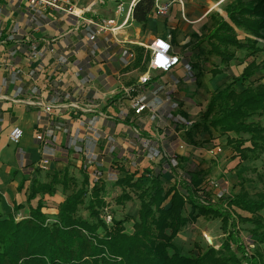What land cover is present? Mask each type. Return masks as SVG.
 Listing matches in <instances>:
<instances>
[{"label":"crops","instance_id":"obj_1","mask_svg":"<svg viewBox=\"0 0 264 264\" xmlns=\"http://www.w3.org/2000/svg\"><path fill=\"white\" fill-rule=\"evenodd\" d=\"M70 1L72 15L27 0H0V197L11 201L6 213L23 204L30 173L40 168L42 159L48 164L40 168V182L47 183L54 172L77 173L83 167L89 180L105 186L107 195L110 190L119 193L113 184L127 173L138 177L152 169L175 177L184 169L196 171L191 166L202 148L188 144L182 133L195 121L198 108L204 111L210 93L237 77L249 61H242L238 53L228 65L220 59L200 63L205 69L200 81L183 67L196 61L192 34L199 33L213 13L226 18L223 8L232 0H181L182 5L164 0V13L154 6L144 28L132 18L138 0ZM168 36L181 64L168 73L148 71L146 46ZM258 42L263 51L252 57L256 63L264 62V41ZM210 63L221 66V73L212 78ZM144 74L149 80L141 83ZM252 80L264 83V72ZM135 99L147 107L138 115L132 107ZM13 127L23 132L16 145L8 139ZM37 134L46 146L35 139ZM223 138L198 135L207 141L202 144L205 154L214 145L230 154ZM172 155L178 157L175 165ZM197 169L208 171L209 166ZM58 188L53 196L44 195L55 198L56 207L64 199Z\"/></svg>","mask_w":264,"mask_h":264},{"label":"trees","instance_id":"obj_2","mask_svg":"<svg viewBox=\"0 0 264 264\" xmlns=\"http://www.w3.org/2000/svg\"><path fill=\"white\" fill-rule=\"evenodd\" d=\"M154 6L155 0H138L132 8L133 21L144 28ZM223 11L226 18L213 13L201 31L192 34L197 55L191 69L200 81L205 73L200 63L220 59L228 65L238 53L242 61H249L237 77L210 93L184 138L199 146L207 142L198 139L200 133H207L210 140L224 136L239 161H255L264 153V83L252 77L264 72V62L256 63L252 57L263 51L258 41H264V0H232ZM210 65L212 77L221 73V66ZM40 173L39 167L30 173L26 201L30 204L40 197L35 206L29 205L28 214L17 219L23 207L14 205L0 216V264H264V164L262 173H257L261 186L257 192L241 184L229 196L204 189L208 171L184 169L168 188L161 171L145 169L138 177L127 173L113 184L119 189L113 201L122 206L137 200V215L112 218L110 224L102 217L108 204L105 186L90 185L83 167L80 179L63 169L43 183ZM22 187L23 183L19 190ZM58 187L64 199L49 220L41 211L42 196H53ZM200 217L218 220L225 239L217 249L206 242L196 255L184 254L174 240ZM128 221H132L130 232L124 226ZM238 224L246 225L250 251L238 241ZM232 244L236 246L231 248Z\"/></svg>","mask_w":264,"mask_h":264},{"label":"rangeland","instance_id":"obj_3","mask_svg":"<svg viewBox=\"0 0 264 264\" xmlns=\"http://www.w3.org/2000/svg\"><path fill=\"white\" fill-rule=\"evenodd\" d=\"M155 4L159 6H167L168 4L164 2V0L161 2H157L155 0ZM156 11V10H155ZM206 69H209V66L206 67ZM205 70V69H204ZM196 71L191 69V75L194 77ZM211 77V75H210ZM212 78V77H211ZM230 81V80H229ZM208 100V99H207ZM199 105H197V108ZM199 108L197 110V114L194 117L195 121L200 115ZM199 112V113H198ZM182 137L184 138V133H182ZM220 139V137H218ZM223 141L226 143V138H223ZM201 143L199 146L202 149H198L197 153L194 155L196 163H194V166H191V169H195L196 171L198 170L200 165H208L209 170H208V176L204 180V185L207 180H212L217 184L216 188H211V190L214 191V195H219L220 193H224L225 196H229L231 194H234L237 192V188L242 184L245 186V188L251 192L255 193L259 190L260 182L257 178V173H262V165L264 164V157L261 159L259 158L258 160L255 161H239L236 156L231 152L228 155H224L223 152L219 153V156H217L215 159L212 160L211 156L207 157V151L210 149L207 148L206 154H205V147ZM219 144V143H217ZM227 146V145H226ZM222 150V149H221ZM223 151V150H222ZM183 167H187L186 165H183ZM190 167V166H189ZM72 175H75L78 179H80L79 173L75 172L74 170L71 171ZM167 175V174H166ZM182 177V173L179 174ZM91 181V180H90ZM94 180L90 182V185ZM147 180H144L143 183H146ZM163 182H164V187L168 188L170 187L174 182H175V177L172 175H168L164 177L163 175ZM60 190V188H58ZM58 190V191H59ZM115 190V189H114ZM64 197V193L62 194ZM117 196L115 192L110 190L107 195V200L106 202L107 207H106V213H108L112 218L116 219H122L126 216L129 217H136L137 215V210H138V202L137 200H134L133 202H127L126 204L122 206H118L114 203V197ZM38 197H40L38 195ZM33 199L30 201V204L27 203L26 201V195L25 197H22V205L23 208L36 205V201L38 199ZM11 199V198H10ZM46 199V200H45ZM11 201L9 200V197L7 196H2L0 197V206H5L6 210L3 212L0 210V216L6 215V211L9 210V208L6 206L8 203ZM56 202L57 200L52 199L49 200L48 198L42 196V204H43V211L47 215L49 220H52L55 217L56 213ZM168 201H166L167 205ZM11 204V203H10ZM0 207V208H1ZM13 208V206H12ZM11 208V210H12ZM10 210V211H11ZM185 211H188V206H185ZM6 213V214H5ZM83 215L85 214L84 211L82 210ZM105 213V211H104ZM104 213L102 217L104 216ZM27 215L28 212L25 210V212H21V210L18 212L17 219L23 218L24 215ZM25 217V216H24ZM125 230L130 232L131 226H132V221H128L124 224ZM238 231H236L237 238L239 243L245 246V250L250 251L251 245H249V238L247 236V232L245 231L246 225L238 224ZM204 235L209 237V240L213 244L212 246L215 248H218L219 245L222 243V241L225 239L224 235L222 234L220 230V222L218 220H210V219H205L203 217H200L196 219L193 224H187L184 229L181 230V232L178 234L176 239L174 240L175 244L180 248V250L184 254H191V255H196L201 249H203L206 245V241L204 238ZM233 245L231 248H234Z\"/></svg>","mask_w":264,"mask_h":264},{"label":"built area","instance_id":"obj_4","mask_svg":"<svg viewBox=\"0 0 264 264\" xmlns=\"http://www.w3.org/2000/svg\"><path fill=\"white\" fill-rule=\"evenodd\" d=\"M27 1L31 5H37V6H41L44 8H50V9H58V10H62L65 13H68L71 15L74 13L73 4L71 3L72 1L70 0H27ZM177 1L180 5H182L181 0H177ZM155 7H156V11L159 14L164 13L165 6L163 7V6H159L155 4ZM93 38H94V35H91L90 40H92ZM170 42H171L170 37L168 36L166 39L164 38L155 39L149 44V46H146V48H148L147 50L150 53L149 59L147 61L148 64H146V68L148 69V71L168 73L173 68L181 64L182 57L178 53L173 52L172 45ZM127 55L130 59H134V54L132 52L127 53ZM191 66L192 65H190V63L183 64L184 70L186 71L188 75L191 74ZM141 78H142L140 80L141 83H146L149 80V76H147V74L142 75ZM130 91H132V89ZM132 107L134 110V114L136 115L140 114L143 110L147 109L146 104H144L142 100L140 99L133 100ZM49 109L50 107H46L45 110L49 111ZM22 135H23V132L20 128L13 127L8 135V139L12 144L16 145L19 143ZM35 139L37 141H40L42 146H46V141L45 139H43L42 135L37 134L35 136ZM221 152L222 150L220 146L214 145L207 151V154L213 157V156H216V154H219ZM169 158L171 160L172 165H175V160L177 156L172 155ZM47 164H48V160L42 159L40 162V168L45 169ZM170 167L171 166L169 165L168 168ZM216 187H217V184L212 180H207L204 185V189L208 193H212V194L214 193V191L211 190V188H216ZM219 195L225 196L224 193H220ZM103 219L106 222V224H110L112 217L105 211ZM204 238L206 242L209 240V237H207L206 235H204ZM210 245H213V244L210 243Z\"/></svg>","mask_w":264,"mask_h":264},{"label":"water","instance_id":"obj_5","mask_svg":"<svg viewBox=\"0 0 264 264\" xmlns=\"http://www.w3.org/2000/svg\"><path fill=\"white\" fill-rule=\"evenodd\" d=\"M207 242H208L209 244L211 243V241H210V240H208Z\"/></svg>","mask_w":264,"mask_h":264}]
</instances>
